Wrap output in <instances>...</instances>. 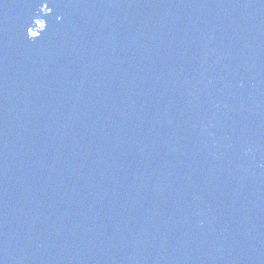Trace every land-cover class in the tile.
Wrapping results in <instances>:
<instances>
[{"label":"water","instance_id":"water-1","mask_svg":"<svg viewBox=\"0 0 264 264\" xmlns=\"http://www.w3.org/2000/svg\"><path fill=\"white\" fill-rule=\"evenodd\" d=\"M0 264H264V0H0Z\"/></svg>","mask_w":264,"mask_h":264}]
</instances>
